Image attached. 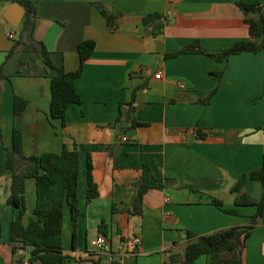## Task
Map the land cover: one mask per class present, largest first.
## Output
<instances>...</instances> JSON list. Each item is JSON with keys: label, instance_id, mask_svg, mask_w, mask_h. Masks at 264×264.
I'll return each instance as SVG.
<instances>
[{"label": "crops", "instance_id": "0c3cea01", "mask_svg": "<svg viewBox=\"0 0 264 264\" xmlns=\"http://www.w3.org/2000/svg\"><path fill=\"white\" fill-rule=\"evenodd\" d=\"M19 1L0 0V264H28L30 257L28 248L13 255L10 246V226L18 214L7 204L14 129L22 132L27 156L78 146L81 215L73 249L67 208L64 264H182L187 231L208 235L250 221L257 207L237 206L231 189L262 167L264 55L245 52L225 62L207 56L249 39L237 6L242 0H31L37 10L34 38L57 66L76 71L78 45L96 42L76 81L82 103L69 105L65 122L51 117L52 71L43 58L20 48L11 54L23 19L13 27L2 14ZM96 3L121 14L116 31L107 29ZM197 41L205 54L167 57ZM15 95L28 100L18 116ZM89 159L99 191L91 203ZM146 165L152 187L142 215H132L135 183ZM242 192L260 202L264 183L247 178ZM208 196L222 200L223 207L210 204ZM36 201V181L28 179L25 225L34 217ZM103 221L106 234L100 231ZM100 236L106 238L102 249L96 244ZM194 264H210L209 258ZM245 264H264V215L247 239Z\"/></svg>", "mask_w": 264, "mask_h": 264}, {"label": "trees", "instance_id": "16d2710c", "mask_svg": "<svg viewBox=\"0 0 264 264\" xmlns=\"http://www.w3.org/2000/svg\"><path fill=\"white\" fill-rule=\"evenodd\" d=\"M19 4L25 10L22 24L19 28V38L16 43L15 52L18 48L25 52H32L43 58L46 66L52 71L51 79V104L50 114L54 119H62L65 122L66 113L70 104H81L82 99L76 90V81L81 78L86 61L90 59L96 42L93 40L83 41L78 45L80 66L76 71L68 72L57 66L51 58V53L43 42L34 38V29L37 19V10L31 0H20ZM245 17V23L249 28V39L237 41L229 48L219 53L207 54L219 62H225L233 55L245 52L262 53L264 55V2L237 3ZM96 7L105 17L107 29L114 32L118 29L120 13H112L102 3H96ZM152 17V16H151ZM148 18L144 19L145 25L149 24ZM205 54L199 41L189 44L178 52L168 54V58L177 57L181 54ZM27 63L21 62V67ZM0 72V79L3 77ZM222 76V73L219 74ZM215 89L204 101L211 102L216 94ZM28 106V100L15 95L14 114L21 115ZM135 126L144 124L134 123ZM0 136L2 129L0 127ZM203 138L204 135H201ZM79 159L78 146L73 149L64 146L60 153H44L42 155L27 156L23 150V135L18 129L13 132V148L7 154V168L12 172L10 194L7 204L18 210L17 217L10 226V246L15 255L20 248H28L30 257L28 264L41 261L46 264H64L67 257L64 254L63 226L67 208L70 211V222L72 225V248L77 247V221L81 215L79 208ZM92 163L88 160L87 172V201L91 203L98 198V186L92 175ZM153 175L149 166H144L140 179L135 183L137 193L134 200L132 215H142L144 197L151 189ZM252 180L264 183V155L262 167L252 171L249 175L241 178L231 189L236 194L235 203L237 206H256L257 212L250 221L221 230L208 235H196L187 231L188 244L182 264H194L201 256H207L210 264H245L246 242L264 215V198L255 202L242 192L244 181ZM35 179L37 201L34 210V217L30 218L27 225L24 224V217L27 213L26 202V181ZM207 201L219 208L223 202L214 197H207ZM114 212L117 209L114 207ZM230 214H238L236 209L226 210ZM106 223L100 224V231L106 234ZM1 236V234H0ZM175 258L173 262H175ZM20 264H24L23 262Z\"/></svg>", "mask_w": 264, "mask_h": 264}, {"label": "water", "instance_id": "95a60500", "mask_svg": "<svg viewBox=\"0 0 264 264\" xmlns=\"http://www.w3.org/2000/svg\"><path fill=\"white\" fill-rule=\"evenodd\" d=\"M3 17L13 27H19L24 17V9L19 3H14L5 9Z\"/></svg>", "mask_w": 264, "mask_h": 264}, {"label": "built area", "instance_id": "2783aa9c", "mask_svg": "<svg viewBox=\"0 0 264 264\" xmlns=\"http://www.w3.org/2000/svg\"><path fill=\"white\" fill-rule=\"evenodd\" d=\"M9 37H10V38H13L12 35H10ZM156 77H157V78H160V77H161V73L157 74ZM181 86H182V87H185V85H183V84H181ZM134 242H135V243H139V242H140V239H136ZM96 244H97V246H98L99 248L102 249V248L105 246V244H106V238H105L104 236H100V237L98 238Z\"/></svg>", "mask_w": 264, "mask_h": 264}, {"label": "rangeland", "instance_id": "374dc122", "mask_svg": "<svg viewBox=\"0 0 264 264\" xmlns=\"http://www.w3.org/2000/svg\"><path fill=\"white\" fill-rule=\"evenodd\" d=\"M68 225L67 221L64 222V228Z\"/></svg>", "mask_w": 264, "mask_h": 264}]
</instances>
